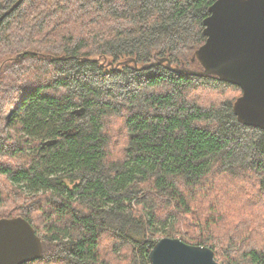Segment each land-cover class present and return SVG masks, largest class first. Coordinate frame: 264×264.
Returning <instances> with one entry per match:
<instances>
[{"label":"trees","instance_id":"trees-1","mask_svg":"<svg viewBox=\"0 0 264 264\" xmlns=\"http://www.w3.org/2000/svg\"><path fill=\"white\" fill-rule=\"evenodd\" d=\"M215 1L0 0V220L34 229L28 264H150L163 238L264 264V131L176 70Z\"/></svg>","mask_w":264,"mask_h":264},{"label":"water","instance_id":"water-1","mask_svg":"<svg viewBox=\"0 0 264 264\" xmlns=\"http://www.w3.org/2000/svg\"><path fill=\"white\" fill-rule=\"evenodd\" d=\"M208 13L205 43L194 53L202 70H176L213 76L240 88L242 94L232 106L237 122L264 131V0H216ZM129 63L136 66L133 59L122 64ZM42 256V242L26 220H0V264H28ZM148 259L150 264H218L210 249L171 238L159 240Z\"/></svg>","mask_w":264,"mask_h":264},{"label":"rangeland","instance_id":"rangeland-1","mask_svg":"<svg viewBox=\"0 0 264 264\" xmlns=\"http://www.w3.org/2000/svg\"><path fill=\"white\" fill-rule=\"evenodd\" d=\"M241 94H242V93H241ZM240 96H241V95H240ZM240 96H239V97H240ZM239 97H238V98H239ZM2 181H4V180L2 179ZM157 202H159L158 205H159V204L161 205V203L164 202V201L161 202V201L157 200ZM162 207H163V208L165 207V209H166V206L162 205Z\"/></svg>","mask_w":264,"mask_h":264}]
</instances>
